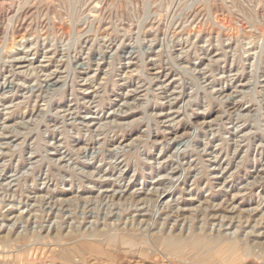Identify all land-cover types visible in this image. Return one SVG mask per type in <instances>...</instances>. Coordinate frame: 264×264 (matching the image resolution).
<instances>
[{
  "label": "rangeland",
  "instance_id": "obj_1",
  "mask_svg": "<svg viewBox=\"0 0 264 264\" xmlns=\"http://www.w3.org/2000/svg\"><path fill=\"white\" fill-rule=\"evenodd\" d=\"M0 7V264H66L97 229L239 236L264 264V0Z\"/></svg>",
  "mask_w": 264,
  "mask_h": 264
},
{
  "label": "bare ground",
  "instance_id": "obj_2",
  "mask_svg": "<svg viewBox=\"0 0 264 264\" xmlns=\"http://www.w3.org/2000/svg\"><path fill=\"white\" fill-rule=\"evenodd\" d=\"M136 231L119 230L110 235L98 229L93 233L69 232L71 235L59 240L55 251L59 249L60 255L57 256L66 264H118L124 255L131 253L147 260H156L163 254L172 264H244V259L256 256L249 243L239 236L192 231L186 235L166 232L146 238ZM2 242L4 245L8 244L10 237L6 236ZM262 247V253L257 257L264 261V246Z\"/></svg>",
  "mask_w": 264,
  "mask_h": 264
}]
</instances>
